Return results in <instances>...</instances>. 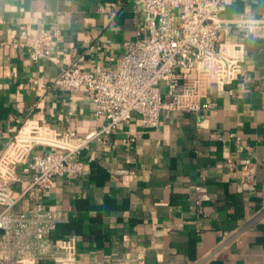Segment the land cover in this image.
Listing matches in <instances>:
<instances>
[{
  "label": "crops",
  "instance_id": "obj_1",
  "mask_svg": "<svg viewBox=\"0 0 264 264\" xmlns=\"http://www.w3.org/2000/svg\"><path fill=\"white\" fill-rule=\"evenodd\" d=\"M263 14L264 0H225L222 18L233 22L220 37L244 43L245 54L233 85L212 83L209 109L163 110L152 126L133 113L85 151L83 173L38 194L61 219L53 236H76L77 264H264V31L252 25ZM0 19V149L26 119L99 129L105 119L86 90L62 89L60 71L116 69L124 43L145 36L138 0H0ZM55 28L63 38L49 58L11 45ZM19 171L17 190L28 179Z\"/></svg>",
  "mask_w": 264,
  "mask_h": 264
},
{
  "label": "built area",
  "instance_id": "obj_2",
  "mask_svg": "<svg viewBox=\"0 0 264 264\" xmlns=\"http://www.w3.org/2000/svg\"><path fill=\"white\" fill-rule=\"evenodd\" d=\"M138 2L144 13L145 36L124 43L116 69L92 72L71 65L60 71V87L85 89L96 116L105 123L90 135H82L72 128L58 130L26 119L0 149V264H38L46 259L77 264L76 236H53L61 219L45 208L38 194L58 177L71 179L83 173L85 151L93 142L123 129L133 113L141 115L147 126L156 125L163 110L197 114L212 106L213 82L225 91L239 78L245 44L220 37L233 22L222 18L225 0ZM252 25L263 32L264 14ZM62 38L55 28L28 43L15 38L11 45L28 47L31 59L38 61L49 58ZM20 166L25 167L28 179L17 190L15 184L24 182ZM241 172L252 183L256 165L244 163ZM26 200L30 202L22 206Z\"/></svg>",
  "mask_w": 264,
  "mask_h": 264
}]
</instances>
